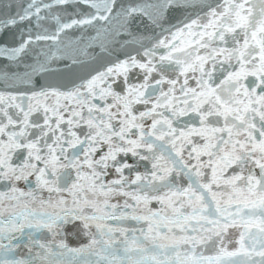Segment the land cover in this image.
I'll use <instances>...</instances> for the list:
<instances>
[{"label": "snow or ice", "instance_id": "6c2138e0", "mask_svg": "<svg viewBox=\"0 0 264 264\" xmlns=\"http://www.w3.org/2000/svg\"><path fill=\"white\" fill-rule=\"evenodd\" d=\"M0 264H264V0H0Z\"/></svg>", "mask_w": 264, "mask_h": 264}]
</instances>
